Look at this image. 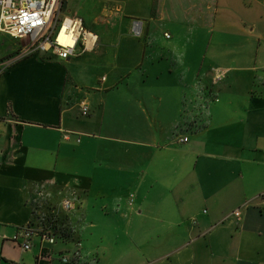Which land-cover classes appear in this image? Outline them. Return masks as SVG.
Returning a JSON list of instances; mask_svg holds the SVG:
<instances>
[{"label":"crops","instance_id":"obj_1","mask_svg":"<svg viewBox=\"0 0 264 264\" xmlns=\"http://www.w3.org/2000/svg\"><path fill=\"white\" fill-rule=\"evenodd\" d=\"M72 4L91 52L0 32V264H264V0Z\"/></svg>","mask_w":264,"mask_h":264},{"label":"built area","instance_id":"obj_2","mask_svg":"<svg viewBox=\"0 0 264 264\" xmlns=\"http://www.w3.org/2000/svg\"><path fill=\"white\" fill-rule=\"evenodd\" d=\"M68 0H0V32L8 34L16 39H22V48L8 60L6 66L14 62L38 53L55 54L62 59H67L80 52H91L99 43L98 34L89 28L84 19L69 13L68 4L64 9V3ZM134 34H142V23L134 22ZM170 37L169 33H166ZM222 75H217L219 79ZM83 114L89 112L88 103H81ZM187 137H181L180 142L187 141ZM1 159V156H0ZM66 208H71L70 200H65ZM240 217V209L232 212ZM36 230L30 225L19 228L14 236L15 240H22L24 249L32 247V240ZM44 238L51 242L56 241V236L51 232H44ZM81 242H77L74 257H80ZM65 262L71 261L69 256H63Z\"/></svg>","mask_w":264,"mask_h":264},{"label":"rangeland","instance_id":"obj_3","mask_svg":"<svg viewBox=\"0 0 264 264\" xmlns=\"http://www.w3.org/2000/svg\"><path fill=\"white\" fill-rule=\"evenodd\" d=\"M194 2V1H193ZM193 4V3H192ZM174 6L175 5H169L168 6V8L169 9H173L174 8ZM185 6V5H184ZM69 7L72 9V11H73V15H75V16H78V14L80 15V14H83L84 12L81 10V9H77V8H75L74 6H73V4H72V0H70V2H69ZM136 7H139V9L141 10V8H142V6H138V5H136ZM188 7V6H187ZM199 9H200V11L201 10H203V9H205V5L204 4H200L199 6Z\"/></svg>","mask_w":264,"mask_h":264},{"label":"water","instance_id":"obj_4","mask_svg":"<svg viewBox=\"0 0 264 264\" xmlns=\"http://www.w3.org/2000/svg\"><path fill=\"white\" fill-rule=\"evenodd\" d=\"M67 4H68V1H65V3H64V9H66Z\"/></svg>","mask_w":264,"mask_h":264}]
</instances>
